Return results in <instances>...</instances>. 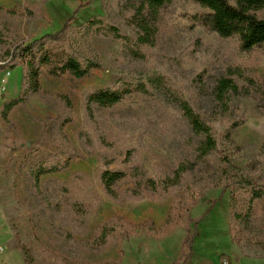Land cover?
<instances>
[{
    "label": "rangeland",
    "instance_id": "374dc122",
    "mask_svg": "<svg viewBox=\"0 0 264 264\" xmlns=\"http://www.w3.org/2000/svg\"><path fill=\"white\" fill-rule=\"evenodd\" d=\"M130 6L129 0H0V67L6 64L0 69V264H119L121 229L105 246L94 244L99 226L114 215L134 223L153 218L157 231H133L149 247L142 248L149 253L143 262L172 264L189 254L183 242L196 224L194 206L213 203L197 223L198 244L187 264L229 258L264 264V197L250 204L240 183L223 191L228 182L219 180L226 158L264 183V46L242 51L237 38L221 37L191 19L195 3L174 0L162 11L155 44L141 47L145 57H139ZM256 13L264 17V8ZM49 33H60L45 42L59 59L72 56L98 66L81 79L45 71L39 90L4 114V102L21 92L22 67L12 68L9 53ZM225 75L242 92L221 106L212 90ZM156 78L163 79L159 88L152 84ZM106 89L129 92L118 105L95 106L90 116L86 95ZM175 94L218 136V148L197 163V138ZM190 162L193 168L166 190L140 189L135 178H127L117 183L119 197L113 198L101 180L107 168L130 171L134 163L144 181L155 179L160 187ZM51 163L69 166L42 176L39 191L31 171ZM81 201L91 209L85 224L72 207ZM134 256L128 264H137Z\"/></svg>",
    "mask_w": 264,
    "mask_h": 264
},
{
    "label": "trees",
    "instance_id": "16d2710c",
    "mask_svg": "<svg viewBox=\"0 0 264 264\" xmlns=\"http://www.w3.org/2000/svg\"><path fill=\"white\" fill-rule=\"evenodd\" d=\"M129 1L131 4L130 7L133 10L131 21L138 28L139 32L135 42L136 47H134L133 51H136L134 54H137L139 57H145V53L143 54L140 51L141 47H149L155 44L158 31L162 25V11L167 5L172 4L174 0ZM191 1L196 4L197 9L190 16L198 25L217 32L221 37L237 38L242 51H249L253 48L264 46V17H259L256 13L264 8V0H236L235 4L230 0ZM99 14L101 15V11ZM65 25L63 30L65 29ZM58 34L60 33L43 34L30 42L18 45V47L9 53V62L13 63L12 68L22 67L21 92L17 99L4 102V114L7 115V112L17 104L25 102L31 92L39 90L40 78L45 71H48L55 76H59L61 73H69L74 77L81 79L89 74L92 68L98 66L94 61L89 60L86 63H83L78 58L72 56L59 59L55 56L56 53L45 49V42L47 40L57 39L59 37ZM5 67L6 64L1 66L0 69L2 70ZM233 74L240 75L238 71H235ZM248 80L252 81V79ZM162 81L163 79L160 78H156L155 80L152 79V84L155 88H159L161 87L159 84ZM128 92L129 91L125 89H106L86 95V107L90 116H93L95 106L109 108L120 104ZM241 92L240 86L231 75H225L218 78L216 85L212 90L213 95L221 106L229 105L235 98H240ZM173 99L182 109L185 117L190 123L194 136L197 138L194 146L197 154V163L206 156L212 154L218 148V136L214 133L212 127L207 121H205V119H203V117L191 107L189 102L178 95L177 97L173 96ZM225 136L227 139L231 140V133H227ZM195 137L193 138L195 139ZM131 155L132 150L125 151V162H130ZM68 164L69 163L60 165L58 163H51L39 165L31 171L35 188L41 191L42 176L52 172L61 171L64 168H67V166H69ZM194 164V162H190L180 165L174 171V175L171 177V183L163 182L160 187H158V183L155 179L144 181L143 178L140 177V167L134 165V163L130 171H127L124 168H107L102 172L101 180L105 192L113 198L119 197V192L116 188L117 183L122 182L127 178H135L136 185L140 189L144 184L153 191L159 189L166 190L168 186L170 187L173 184H178L181 181L183 174L191 170ZM233 166L234 165H232L228 159H223L219 180L221 182H228V184L225 185L222 190H228L232 184L240 183V186L246 188L247 192L250 194V204L263 198L264 183L255 182L253 179H249L245 173L240 172V169ZM63 190L67 193H71V188L66 187ZM130 190L133 189H129L127 192ZM213 204H210L207 207L201 205L194 206L193 211L196 215L198 214L194 220L196 224L193 231H190L189 229L187 230L183 242L185 249L189 250V256L195 251V247L198 244L196 240L199 235L197 223L209 214ZM231 204L233 205V203ZM72 207L76 215L81 218L82 223L85 224L87 221L86 217L91 213V209H88L83 201L76 202ZM174 213L176 214L175 210ZM171 216H173V210L168 212L164 226L169 225V221L173 218H170ZM118 229H121L119 233H121L120 237L124 241V246L122 247L123 259L119 264H128V256H134V254L141 255L134 256L137 260L136 263L144 264L143 260L149 257V253L144 254V249L142 250V248H147L145 247L146 244L143 243V239L140 236H134L135 234H133V231L139 229L150 232L157 231L158 226L155 220L153 218H148L145 221L134 223L124 219L122 216L114 215L99 226L98 234L94 239V244L97 248L105 246L110 237L115 236ZM188 255L182 253L180 258L173 261L172 264H186ZM221 264H240V259L229 258L223 260Z\"/></svg>",
    "mask_w": 264,
    "mask_h": 264
},
{
    "label": "crops",
    "instance_id": "0c3cea01",
    "mask_svg": "<svg viewBox=\"0 0 264 264\" xmlns=\"http://www.w3.org/2000/svg\"><path fill=\"white\" fill-rule=\"evenodd\" d=\"M186 264H187V261H186Z\"/></svg>",
    "mask_w": 264,
    "mask_h": 264
}]
</instances>
